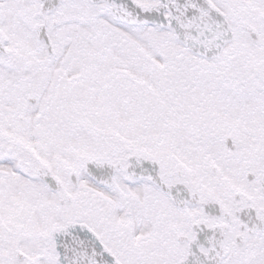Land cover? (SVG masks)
I'll return each mask as SVG.
<instances>
[{"label": "snow or ice", "instance_id": "obj_1", "mask_svg": "<svg viewBox=\"0 0 264 264\" xmlns=\"http://www.w3.org/2000/svg\"><path fill=\"white\" fill-rule=\"evenodd\" d=\"M0 264H264V0H0Z\"/></svg>", "mask_w": 264, "mask_h": 264}]
</instances>
